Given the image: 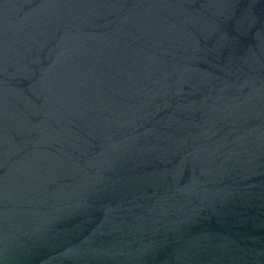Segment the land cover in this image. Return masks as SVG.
<instances>
[{
  "label": "water",
  "instance_id": "95a60500",
  "mask_svg": "<svg viewBox=\"0 0 264 264\" xmlns=\"http://www.w3.org/2000/svg\"><path fill=\"white\" fill-rule=\"evenodd\" d=\"M0 264H264V0H0Z\"/></svg>",
  "mask_w": 264,
  "mask_h": 264
}]
</instances>
